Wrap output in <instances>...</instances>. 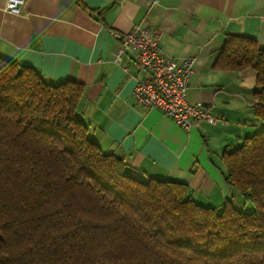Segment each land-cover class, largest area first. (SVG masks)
I'll return each mask as SVG.
<instances>
[{
    "label": "trees",
    "instance_id": "1",
    "mask_svg": "<svg viewBox=\"0 0 264 264\" xmlns=\"http://www.w3.org/2000/svg\"><path fill=\"white\" fill-rule=\"evenodd\" d=\"M255 73L264 49L227 34L215 59ZM83 85L47 82L0 56V264H264V129L225 149L226 181L250 202L198 203L178 180L136 177L88 136Z\"/></svg>",
    "mask_w": 264,
    "mask_h": 264
},
{
    "label": "crops",
    "instance_id": "2",
    "mask_svg": "<svg viewBox=\"0 0 264 264\" xmlns=\"http://www.w3.org/2000/svg\"><path fill=\"white\" fill-rule=\"evenodd\" d=\"M5 4L0 0V56L50 83H81L80 117L103 152L124 159L136 177L186 183L198 203L242 206L222 154L264 129V118L252 107L254 71L224 70L215 59L227 34L253 37L264 49V0H26L22 14ZM134 25L159 31L160 47L177 61L193 57L187 99L206 105L216 125L186 131L136 102L133 89L148 73L129 54L113 61V31Z\"/></svg>",
    "mask_w": 264,
    "mask_h": 264
},
{
    "label": "built area",
    "instance_id": "3",
    "mask_svg": "<svg viewBox=\"0 0 264 264\" xmlns=\"http://www.w3.org/2000/svg\"><path fill=\"white\" fill-rule=\"evenodd\" d=\"M26 0H6L5 10L22 14ZM118 45L113 61L119 65L125 55H130L135 67L148 73L136 82L133 95L137 103L146 108H157L168 115L182 129L188 131L202 122L216 125L206 105L189 101L187 92L193 72V57L180 61L166 55L159 44V31L134 25L127 31H113Z\"/></svg>",
    "mask_w": 264,
    "mask_h": 264
},
{
    "label": "rangeland",
    "instance_id": "4",
    "mask_svg": "<svg viewBox=\"0 0 264 264\" xmlns=\"http://www.w3.org/2000/svg\"><path fill=\"white\" fill-rule=\"evenodd\" d=\"M235 206L240 208L241 204L240 203H236ZM241 208H243L244 211H251L253 209V205L250 202H248V203L242 205Z\"/></svg>",
    "mask_w": 264,
    "mask_h": 264
}]
</instances>
